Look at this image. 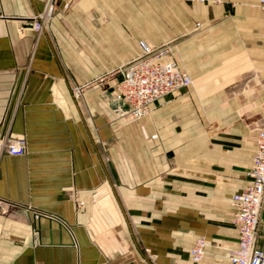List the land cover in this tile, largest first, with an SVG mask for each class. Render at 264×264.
<instances>
[{"label":"crops","instance_id":"obj_1","mask_svg":"<svg viewBox=\"0 0 264 264\" xmlns=\"http://www.w3.org/2000/svg\"><path fill=\"white\" fill-rule=\"evenodd\" d=\"M44 4L0 0V10L19 15L0 19V264H231L230 200L249 182L256 146L252 99L240 101L243 116L216 119L209 132L205 120L191 130L189 105L172 99L116 128L106 84L79 101L71 80L79 78L78 60L89 77L93 60L134 57L138 49L127 53L125 45L142 29L155 44L211 35L230 73L246 77L253 65L264 68L257 0H70L66 15L58 0L60 14L37 33L25 18ZM84 14L92 20L78 36ZM196 22L207 30L186 35ZM127 27L134 29L128 38ZM78 43L103 48L83 53ZM16 134L27 138L24 155L5 150ZM260 217L256 243L264 248V204ZM199 236L208 245L195 262Z\"/></svg>","mask_w":264,"mask_h":264},{"label":"rangeland","instance_id":"obj_2","mask_svg":"<svg viewBox=\"0 0 264 264\" xmlns=\"http://www.w3.org/2000/svg\"><path fill=\"white\" fill-rule=\"evenodd\" d=\"M47 1L48 0H44V8L41 11L27 15L25 18V20L29 22L32 21L31 18L35 16L41 17V29L37 30L33 28L37 33H41V30L44 27L50 26L55 20L56 16L60 14L57 11L58 0L54 3L52 10L50 11L48 10L49 6ZM61 1H64V9L62 12L66 15L69 10L70 0ZM14 16L19 15L10 14L0 10V19H12ZM83 17L78 18L79 25L75 30V34L78 36H84L88 34L86 32L87 28L82 27L81 25L82 23L85 25V23L92 20V17L89 14H84ZM206 28L207 27H205L202 22H196L195 25L189 29V32H187L186 35H196L200 32L202 33L203 31L207 30ZM133 30V28L127 27V38L128 34L133 32ZM144 30L145 29H142V37L139 38L136 43H126V51L129 53L138 49V52H141L143 41L150 43L153 45V48L157 47L165 50L166 53L164 58H166V60L167 58L173 60L181 70L185 71L189 75L190 83L187 87L174 91L166 96L161 97L160 99H172L186 102L187 105H189V110L191 111V115L193 117L190 119L191 130L197 131L198 124H202L205 120L204 122L207 123L205 130L209 132L213 130L212 124L216 119L220 122V120L227 121L232 115L237 117L243 116V107H240V101H242L244 98H247L252 99L253 113L250 120L253 122V135L256 137L258 128L264 123V111L262 112L260 109V90L262 87L264 89V68L253 65L252 72L246 75V77H240L241 79H239V77L230 73V70L235 71V69L230 65V61L220 59V54L215 53L211 35H209L207 39H204L203 42L200 43L194 42L185 45L176 43L155 44L152 40L146 38L147 36H145ZM90 34L92 35V32ZM183 38L185 37H181L179 40H182ZM69 46L70 45H68V47ZM77 46L83 53H85L86 49L90 46L93 47V50L95 51L101 50L103 48L101 44L95 43L92 45L78 43ZM138 52L135 54V56L140 54V52ZM131 59L129 58L124 61L93 60L92 62L95 68L93 75L89 77H85L83 75L85 70L81 72L80 65L85 66L86 60H78L79 78L73 77L71 80V92L73 96L79 101H82L86 91L90 88L101 83L106 84L103 99L108 102L111 122L115 124L116 128L119 126L123 128L129 122L149 115L152 110L151 107V110L147 114L139 118L130 115L125 101L117 89L118 82L121 80V75L109 74L110 71L115 70L120 65L130 61ZM117 62H119L117 67L107 68L108 66H112ZM246 84H249L250 87H248L249 91L244 92ZM18 138H23L25 140L26 150L22 154L24 155L27 152V138L24 134H16V136L12 139ZM5 143H7V140Z\"/></svg>","mask_w":264,"mask_h":264},{"label":"built area","instance_id":"obj_3","mask_svg":"<svg viewBox=\"0 0 264 264\" xmlns=\"http://www.w3.org/2000/svg\"><path fill=\"white\" fill-rule=\"evenodd\" d=\"M56 1H47L49 11ZM222 1L212 0L216 3ZM257 4L264 27V0H257ZM31 19L28 24L40 30L41 17ZM165 53V50L153 48V45L143 41L140 54L109 72L111 75H121L117 89L133 117L144 116L156 100L189 85V75L173 60H166ZM255 139L252 165L247 171L249 182L230 200L232 222L237 229V244L229 252L231 264H264V248L256 243L264 204V123L258 128ZM5 146L6 152L11 155H22L26 150L23 138L8 139ZM207 245L205 236L195 239L190 250L193 261L198 262L204 257Z\"/></svg>","mask_w":264,"mask_h":264}]
</instances>
